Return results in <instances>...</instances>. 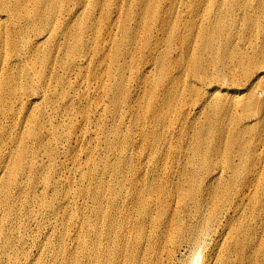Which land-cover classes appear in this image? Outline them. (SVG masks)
Returning a JSON list of instances; mask_svg holds the SVG:
<instances>
[{
	"label": "bare ground",
	"instance_id": "bare-ground-1",
	"mask_svg": "<svg viewBox=\"0 0 264 264\" xmlns=\"http://www.w3.org/2000/svg\"><path fill=\"white\" fill-rule=\"evenodd\" d=\"M174 2L128 0L134 8L126 13V0H0V264H179L185 246L194 249L187 263L199 264L207 238L218 230L220 264H264V100L256 98L264 71L256 74L254 59L222 51L233 42L231 19L224 16L246 0H192L185 6L187 26L178 32ZM111 14L117 34L106 49L98 39ZM134 50L142 66L131 72L126 57ZM98 64L105 78L98 77ZM224 77L245 83L233 89L215 124L221 158L208 160L219 149L212 142L177 170L130 161L126 119L115 106L156 155L174 110L182 115L196 105L212 117ZM130 79L147 91L144 113L130 106ZM92 83L98 98L108 97L100 111L113 123L102 128L106 155L96 161L85 150L81 167L82 151L72 145L86 135L73 122L81 117L83 128L89 124ZM80 85L85 92L74 88ZM125 170L126 211L119 185L106 180ZM83 193L93 207L80 215L74 198ZM211 258L203 264H217Z\"/></svg>",
	"mask_w": 264,
	"mask_h": 264
},
{
	"label": "rangeland",
	"instance_id": "rangeland-1",
	"mask_svg": "<svg viewBox=\"0 0 264 264\" xmlns=\"http://www.w3.org/2000/svg\"><path fill=\"white\" fill-rule=\"evenodd\" d=\"M174 1L175 2H174L173 18L178 20V30H177V32H178V31H181L184 27L186 28V26H187L186 22L188 21V18H189V11H188V8H186L185 6L190 5L192 3V0H174ZM225 1H226V4H230V5H232V3L234 2V0H225ZM246 3L247 4L245 7H243L244 4L241 3L238 5L237 9L236 8L234 9L235 11L233 10L229 13L228 16H224L225 19H223V20L231 19V24H232V28H233V31H232L233 36H230V37H231L233 42H232V45L222 44V45L226 46V47L222 48V51L223 52H226V51L229 52L230 51V52H232L233 56H236L239 54V58L242 57L243 61H245V62H246V60L254 59L258 65L257 69H255L256 74H257L261 71H264V68H263L264 67V32H263V30H264V0H246ZM161 4L167 5L168 0H161ZM131 7L134 8V6H132V5L129 6L128 0H126V13L129 10V8H131ZM95 15L98 16L99 12L96 11ZM115 17H116L115 14H111V17L108 20H105L106 22L104 24H103L104 21L100 23L101 26L103 24L102 32L99 34V39H98L100 41L99 42L100 47H106V49L110 48L111 43H110V37L109 36H112L113 34H117V29L115 27V20H116ZM132 17H133V12L131 13V15L126 16L127 23L130 22ZM248 17L251 19V27H248V25H247ZM197 23H198V21H197ZM173 48H174V51H173L174 57H178V55H179V54H177V51L179 50L178 46L175 45ZM175 49H177V50H175ZM139 54H140V51L134 50L131 57H129V56L126 57V63L129 66H131V67L126 68L127 71L136 72L139 69V67L141 68L142 57L139 56ZM131 58L140 60L138 62L139 64L138 65L131 64V62H132ZM257 60H259V61H257ZM95 64H96V62H95ZM95 69L97 71L98 77L102 76L105 78L103 71L101 69V65L100 66H99V64L96 65ZM128 73H130V72H128ZM238 73H239L238 77L241 78L242 73H240V72H238ZM224 79H226V78L224 77ZM224 79H221V81H220L221 83L219 86L222 87L221 88L222 92H220L219 99H215L212 101V104H214V103L217 104L218 110L221 109V111H218V110L215 111L212 114V117L209 118L208 114H206V112H208L209 109L208 110H202V111L197 109V108L193 109V107H195L196 105L186 107L185 108L186 113L182 114V115H180L176 110H174V112L172 113L174 125L171 128L166 129L165 131L161 130L162 133H160V139L158 140L159 146H158V149L156 151L157 152L156 155H155V152L153 151V149H151L152 147L150 145H149V147H147L146 145L142 144L141 137L139 136V133L136 130L137 127L130 124L129 121H128L129 123L126 124L128 118H126V114L122 111V108L120 111L115 106V110L119 111V113L122 115V117L124 119H126V121L123 120V123L126 125V133L128 134V137H126L127 138L126 139V141H127L126 154L128 156L129 155L132 156V157H130V161L132 163L133 162L134 163H138V162L143 163L142 167L144 169H146V167L147 168L152 167L153 164H160V165L162 164V165H167V166L173 168V170H177L179 167H181L182 164H184V163L187 164L188 162L192 161L195 157H197V156L199 157L202 153L207 152L210 149L212 142L215 143V146L217 148H219V149L221 148V149L220 150L218 149V151L212 150L211 153L207 156L208 160H217V159L221 158V155H224V145H223V141L222 142L217 141V143L215 141H213L215 138L220 137L219 129L215 124L222 118V111H223L222 108H224L225 111L227 110V107L229 106L228 105L229 99H230L229 95L232 94L233 89L242 90L244 88V85H242V84L245 83V81H240L238 84H235L231 81V79L229 77H227V79L225 81H224ZM127 82H128L127 85H128V89H129V97L132 96L133 101H134L131 103L130 106H132L134 104L133 108H135V110H138L139 112L144 113L145 108L142 106H143L144 101H145V103L147 102V100H145L147 95H148L147 91L143 88H142L143 90L141 88H139L138 85L136 84V81H134V80L130 79ZM241 85H242V87H241ZM258 87H259V90L257 91V95H259V96H256V98L264 100V92H263L264 91V77L262 78L261 83L259 84ZM74 88H77V90L79 89L80 91L85 92L84 87L81 85L76 86ZM138 91H139V93H138ZM226 91H228V92H226ZM88 92L90 95V102H89L90 103V111H89V120H88L89 124L85 128H83L84 120L81 121V117H78L73 122V123L77 124L78 126H80L79 130L82 129V133L84 132V134L86 135V140L83 143H80V146L72 145L74 148H77V149L79 148L78 151H82L80 153V156L82 158L81 159V165H80L81 167H84L85 150H86V152L91 151L90 155H92L91 157L94 158V160H96V161H99V159L103 158L106 155L105 149L103 148L104 146H103V140H102V128H103V125H107V124H108L107 126L110 127L113 123V120L111 118H109L108 116H106V114H104L103 112L100 111V108L106 107L110 103H109L108 97L107 98L106 97L98 98L100 90L98 88L97 83L96 84L92 83L91 87L88 89ZM179 93L180 92L177 93V96H179ZM78 105L83 106V105H86V103H81ZM127 106H129V105H127ZM110 108H113V106H111ZM126 109H128V108L125 107V110ZM232 111H233L232 112L233 114L237 113V110H235V109ZM64 115H66V113H64ZM66 117H71V116H66ZM93 117H94V119H93ZM200 120H201V122H200ZM145 121H148L147 118L145 119ZM67 122H69L68 118L66 119V122H64V123L66 124ZM64 123H63V126L65 125ZM207 126H209V127H207ZM150 127L151 126L148 123L147 128H149V131H151ZM124 128H125V126L123 125L122 129L120 131L121 134H124ZM133 128H134V131H136L137 133L133 131ZM129 129H131L132 131H130ZM200 130L201 131L207 130V131L204 133L203 132L201 133ZM132 139L135 141V144L133 146L134 148L131 147V145H130L132 142H134ZM129 140H130V142H129ZM149 141H151V140H149ZM179 142H181V143H179ZM139 144H140V146H139ZM97 148H99V149H97ZM170 150H171V152H169ZM198 151H199V153L197 154ZM109 155L110 154H108V156ZM138 155H139V158H138ZM136 158H137V162H136ZM152 158H153V160H152ZM150 159H151V161H149ZM163 162H165V163L163 164ZM149 164H151V166ZM173 166H175V167H173ZM114 179H116V180L114 181ZM125 179H126V170L118 173L115 177H111V176H110V178L106 177V180L107 181L109 180L108 182L110 184L119 185L118 191L120 189V195H121L120 196V202L122 204V208L126 211V180ZM120 180H122V181H120ZM91 182H92L91 183L92 185L95 184V181H91ZM79 186H81V185H79ZM83 186H86V185H83ZM74 199H76V203H77L76 210L78 211V213L80 215H83L86 213L88 214L91 211L90 209H92L93 204H92L91 198L87 195V193L86 194L83 193L79 196H76ZM103 206H106V205L103 204ZM193 209L195 211H197L196 208H193ZM193 209H192V211H193ZM183 214L188 215L189 214L188 209L183 208ZM214 229L217 232L218 228H214ZM219 232L220 231L218 230L217 233H215V234L213 233L212 236L207 238L206 244H204V247L202 248L201 252L199 253V258L201 257L199 262H198L199 264H201V261L203 264L208 258L210 259L211 257H212L211 259L216 261L217 264H220V261H221L220 256H222L221 253L223 251V248H222V246H219L222 243L221 238L218 237ZM125 234H126V232H125ZM87 238L89 240H91V236L88 235ZM54 240H55V238H54ZM73 247L76 248L75 246H73ZM204 248H205V251H204ZM76 249L80 250L79 248H76ZM181 250H182L181 254H180L181 256L179 254L177 256L178 260H179V264H188L187 260L193 255L192 251L194 252V249H193V247L186 248V246H185V247H182ZM77 255L79 256L80 254H77ZM182 255H184V256L182 257ZM47 257L51 259L50 256H47ZM184 257H186L185 260H184ZM81 259L85 260V258L83 256H81Z\"/></svg>",
	"mask_w": 264,
	"mask_h": 264
}]
</instances>
